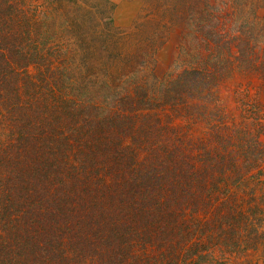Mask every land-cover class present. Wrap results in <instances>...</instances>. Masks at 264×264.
Returning a JSON list of instances; mask_svg holds the SVG:
<instances>
[{"label":"trees","instance_id":"trees-1","mask_svg":"<svg viewBox=\"0 0 264 264\" xmlns=\"http://www.w3.org/2000/svg\"><path fill=\"white\" fill-rule=\"evenodd\" d=\"M95 4L0 0V264H229L264 247V125L248 108L232 129L221 97L236 72L264 78V25L228 36L203 17L195 54L120 81L96 63L111 18Z\"/></svg>","mask_w":264,"mask_h":264},{"label":"rangeland","instance_id":"rangeland-1","mask_svg":"<svg viewBox=\"0 0 264 264\" xmlns=\"http://www.w3.org/2000/svg\"><path fill=\"white\" fill-rule=\"evenodd\" d=\"M95 1L80 0L87 8ZM95 5L100 15L111 18L107 26L94 29V35H102L97 47L98 56L103 54L95 61L99 66L109 65L111 70H117L120 81L130 72L141 73L143 69L150 80L163 77L174 69L176 63H180L178 59L182 55L195 54L196 20L203 17H218L222 23L221 32L228 36L238 34L240 27L236 22L245 18L264 25V0H100ZM86 18L83 17L81 23ZM80 43L84 45L82 40ZM187 60L183 61L184 64ZM226 82L221 89L225 105L222 109L223 115H233L229 120L234 121L229 123L231 128L239 126L250 113L248 111L253 109L258 110L261 126L264 125V78L259 74L236 72ZM236 84H241V94L233 92ZM239 98L243 99L241 103ZM262 133L260 139L264 144V130ZM261 179L263 183L258 186L264 193V176ZM249 189L248 185L245 191ZM260 206L264 207L263 203ZM229 264H264V247L232 255Z\"/></svg>","mask_w":264,"mask_h":264}]
</instances>
